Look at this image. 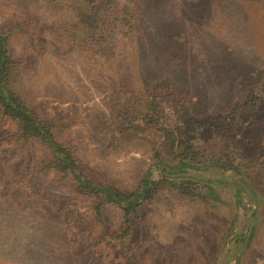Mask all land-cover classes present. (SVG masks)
Returning <instances> with one entry per match:
<instances>
[{"label": "rangeland", "instance_id": "1", "mask_svg": "<svg viewBox=\"0 0 264 264\" xmlns=\"http://www.w3.org/2000/svg\"><path fill=\"white\" fill-rule=\"evenodd\" d=\"M104 1L98 0L100 5ZM129 1L138 14L142 34L133 40L129 33L126 58L118 64L120 84L125 78L132 84L126 98L134 100L145 88L169 85L199 116L216 121L237 98L241 81H254L264 75V0ZM96 7L95 1L88 0H0V29L10 33L13 56L31 55V70L22 77V92L32 90L28 100L51 121L56 137L72 146L82 165L104 180L129 189L151 165L152 148L159 143L160 135L154 128L138 123L140 130L129 131L124 138L128 143L109 146L106 135L96 128L100 117L112 109L113 94L109 87H100L93 70L97 66H90L76 50L66 47L68 36L75 35L77 29L92 28ZM22 28H28V33H20ZM113 31L109 38L119 43L122 30ZM81 34L78 31L76 43ZM48 46L62 49L61 67L52 63L54 57L50 49L46 52ZM54 69L61 78L52 76ZM103 69L105 73L110 70L109 66ZM254 94L260 103L244 117L234 136L247 152H257L259 157L264 154V82ZM166 97L168 106L172 97ZM13 129L12 123L0 119V170H18L21 174L35 158L25 156L23 148L13 142ZM218 142L215 135L204 142L208 146L206 156L212 160L221 158L223 148ZM195 170L199 178L219 177L216 168ZM245 172V183H250L246 189L251 188L255 194L247 190L236 195L233 186L228 185L230 179L220 176L224 182L223 189L219 187L221 202L189 201L162 190L143 203L129 238L133 262L219 264L218 254L226 248L224 244L230 247L234 233L246 232L244 241L238 243L240 256L232 257L227 264H264V163L251 161ZM6 179V173L0 174V184ZM32 183L71 228L68 233L74 234L75 245H81V251L97 257V263L113 256L111 250L101 249L97 233L118 228L122 219L117 206L106 208L100 225L91 217L94 197L76 189L72 180L48 171L35 174ZM21 216L20 210L14 213L0 206V227L6 229L9 224L21 232V227L28 226L24 231L28 228L27 234L34 238L17 241L14 251L23 255L20 264H44L48 261L47 241L57 237V215L53 219L38 212L24 219ZM249 228L251 231H246ZM7 246L0 249L3 256L11 250ZM113 259L110 264H118L119 259ZM4 260L0 259V264H12Z\"/></svg>", "mask_w": 264, "mask_h": 264}, {"label": "trees", "instance_id": "2", "mask_svg": "<svg viewBox=\"0 0 264 264\" xmlns=\"http://www.w3.org/2000/svg\"><path fill=\"white\" fill-rule=\"evenodd\" d=\"M88 1H95L97 5L95 22L92 28L77 29L75 35L68 36L66 47L72 52L76 50L90 66H97V69L93 70L98 75L100 87H109L113 94L112 109L100 117L96 128L106 135L109 146L128 143L129 140L124 138L129 131L140 130L138 123L154 128L160 135V141L152 148L151 165L129 189L104 180L98 173L82 165L72 146L56 137L51 121L28 100L27 97L32 90L22 92V77L31 70V55L24 56V53L19 58L13 56L9 43L10 33L0 29V119L12 123L13 142L23 148L25 156L35 158L24 173L20 174L18 170H0V174H7V179L0 184L4 199L0 206L14 213L20 210L23 215L21 219L35 212L50 219L57 215L55 220L57 224L54 226L58 230L55 233L57 237L47 241L48 261L44 264H110L113 258L119 259L118 264H135L129 238L138 219L139 207L155 198L162 190L189 201L221 202L223 189L221 183L224 182L220 176H223L230 179L228 185L233 186L236 195H242L241 193L247 190L256 193L251 188L246 189L250 187V183H245L248 178L245 171L251 161L256 159L263 164L264 154L258 157L257 152L252 154L247 152L235 139L234 133L244 121V117L253 112L260 103L254 90L263 85L264 75L254 81H241L238 85L237 98L228 106L223 118L216 121H210L207 116H199L186 105L185 98L169 85L145 88L142 95L134 100L126 98L132 91V84L129 78H125L123 85L120 84L118 64L126 58L127 51L124 48L129 33L131 34L129 39L133 40L142 34L137 25L138 14L129 0H106L103 5H100L98 0ZM118 29L122 30L120 42H111L109 33ZM28 31V28H22L19 32L25 35ZM78 31L82 34L76 43ZM59 49L58 47L51 49L50 46L46 48V52L49 50L54 57L52 63L58 65L63 53L62 49L60 51ZM106 66L110 68L107 73L106 69H103ZM52 76L61 78L55 69ZM57 93L53 94L55 98L58 97ZM166 94L172 97V100L168 99V106L164 100L167 98ZM209 135L218 137L219 146L221 144L220 147L223 148L221 158L216 160L206 156L208 146L204 142ZM197 166L216 168L219 177L206 179L196 177L194 171ZM48 171L72 180L76 189L94 197L91 217L96 223L100 225L103 223L104 212L109 205H115L120 209L122 220L118 228L113 231L100 229L97 233L102 244L101 249L111 250L113 256L97 263L95 262L97 257L93 258L88 251L85 253L81 251V245H75L76 237L68 233V229L71 228L63 223L55 207L32 183L35 174ZM251 200L248 198V201ZM236 213L234 217L238 218L239 215ZM25 227L28 226L19 229L21 232L14 230L9 224L5 225L6 229L0 227V249L6 245L11 248L4 256L0 254L3 262L6 258L12 264L21 263L23 255L14 251L17 241L34 238L27 234L28 228L26 232L24 231ZM243 227L245 228V224ZM4 231H7V236L1 234ZM246 231L250 232L251 228ZM245 233H234L230 247L224 244L226 248L220 249L224 251L218 254L221 257L219 264H227L232 257L240 256L238 243L244 241L247 235Z\"/></svg>", "mask_w": 264, "mask_h": 264}]
</instances>
